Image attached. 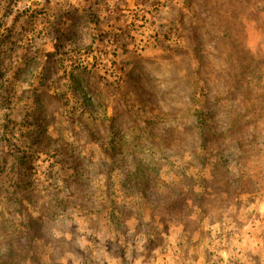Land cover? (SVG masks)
Returning <instances> with one entry per match:
<instances>
[{"label":"clouds","instance_id":"clouds-1","mask_svg":"<svg viewBox=\"0 0 264 264\" xmlns=\"http://www.w3.org/2000/svg\"><path fill=\"white\" fill-rule=\"evenodd\" d=\"M0 71V264H264V0H0Z\"/></svg>","mask_w":264,"mask_h":264},{"label":"rangeland","instance_id":"rangeland-1","mask_svg":"<svg viewBox=\"0 0 264 264\" xmlns=\"http://www.w3.org/2000/svg\"><path fill=\"white\" fill-rule=\"evenodd\" d=\"M116 19H117V23H118L119 22V17H117ZM136 19H144V18H142V17H136ZM97 21H98V17L95 20H93L94 23L97 22ZM181 26H183V25H181ZM131 27L134 29L135 28V24L131 25ZM141 27H143V25H141ZM119 34H120V29L117 28L116 33L114 35L119 36ZM106 35L107 34L104 33V32H100L99 33V41H100L101 44L104 43V38H105ZM128 36L131 37V32H128ZM171 37H172V32L171 31H169L168 33H165L163 35V40L169 42L168 45H167L169 48L171 47ZM132 39H134V37ZM152 39L156 40L157 44H159L160 43V39H161L160 34L157 33L156 35H154L152 37ZM177 39H179V37H177ZM111 42L112 43H115V40L113 39ZM98 52H99L100 55H103L104 57H108L109 55H111L113 57L116 56V53L115 52L109 53L106 48H100L98 50ZM96 53H97V50L96 49H93L90 46L89 49H88V51L85 53V55H95ZM48 59H56V57H54L52 55H49ZM56 62L58 64H61V65L63 64V61L62 60H58L57 59ZM90 63H91V68L97 70L96 71V75L99 78V80L101 82H108V83H110V81H107V77H108L109 73L107 71H103L102 72L99 69L100 61L94 59V60L90 61ZM111 64H112L113 69H115L116 68V61L114 59L111 61ZM77 67H79V66H77ZM82 70H83L84 73H86L88 75H91L92 74L91 71H90V69H89V67H83ZM15 75L16 76L19 75V70H17V72L15 73ZM112 75L114 76L115 73H113ZM4 77H5V73L2 72V71H0V80H3ZM65 77L66 78L68 77V74L67 73L65 74ZM71 79L74 80V81H76L78 88L83 83V80H77L76 79L75 69H74V72H73V74L71 76ZM0 87H3V85H0ZM49 91H52V87L51 86H49ZM5 99L7 100L8 103H11L10 95L6 96ZM101 101H102L101 102V107H105V104L103 102V96H102V94H101ZM125 107H127V105ZM128 110L131 113V109H128Z\"/></svg>","mask_w":264,"mask_h":264}]
</instances>
